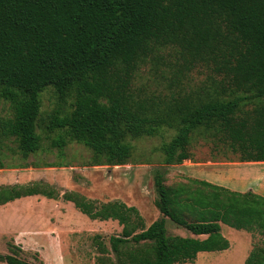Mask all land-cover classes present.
Here are the masks:
<instances>
[{"label": "trees", "instance_id": "trees-1", "mask_svg": "<svg viewBox=\"0 0 264 264\" xmlns=\"http://www.w3.org/2000/svg\"><path fill=\"white\" fill-rule=\"evenodd\" d=\"M147 64L174 91L134 90ZM198 66L211 74L185 92ZM47 87L57 103L43 117ZM0 100L12 112L0 117V170L32 166L26 160L41 148L38 130L59 133L51 146L60 156L69 142L90 150L91 167L132 165L129 140L174 132L159 148L153 188L162 217L149 226L120 200L60 196L43 182L0 187V205L62 198L90 220L117 222L121 233L108 244L93 236L94 264H192L199 253L229 248L221 224L258 235L244 264H264L263 197L194 179L165 184L166 168L191 159L196 140L227 146L239 162H264V0H0ZM5 150L25 162L6 164ZM166 218L190 236L169 235ZM17 250L0 262L32 264Z\"/></svg>", "mask_w": 264, "mask_h": 264}, {"label": "rangeland", "instance_id": "rangeland-1", "mask_svg": "<svg viewBox=\"0 0 264 264\" xmlns=\"http://www.w3.org/2000/svg\"><path fill=\"white\" fill-rule=\"evenodd\" d=\"M210 74V70L204 67H195L186 75L183 85L184 91L187 92L190 89L200 87ZM168 83L162 78L161 72H155L147 64L138 72L132 88L134 90L140 89L146 93L167 94L175 89L168 86ZM40 97L41 112L43 117H46V114L56 107V95L53 88L47 87ZM0 117H12L8 103L2 100H0ZM38 132L41 135V148L36 154L30 155L26 163L32 167L44 166L45 164L66 166L63 168L51 167L55 169L52 170L53 172L48 176V179L53 183L43 182L44 184L49 185L57 192L56 183L62 185L63 188L73 187L75 189L71 192L89 200L99 202L121 200L138 209L146 226L162 217L154 206L156 195L153 188V174L156 169L162 167L163 156L159 148L162 143L171 139L174 135L173 131L165 130L160 137H142L137 140H129L128 142L132 146L131 162L134 164L119 167H91L92 154L90 150L75 142H69L63 148V155L60 156L58 149L51 146L52 140L56 139L59 133L55 131L46 135L39 130ZM9 146L12 149L15 147L12 143H9ZM190 152L192 157L199 162H236L239 159V154L231 152L227 146L211 141L196 140L190 147ZM4 153L6 164L25 162L19 155L12 157L7 150ZM170 169L173 168H166V185L174 187L187 181L188 178L186 181L179 180V175H182V172H173ZM59 199L62 200V198ZM47 212L49 215L46 225L49 228L46 234L21 237V244L18 245V247L24 248L22 252L20 251L22 256L19 258L32 264H94L97 252L93 245V236L100 235L108 244L110 236H117L121 233V227L117 222L90 220L76 210L74 206L59 208L51 204L47 208ZM59 212L62 213V219H58ZM166 229L169 235H189L185 229L176 227L167 218ZM242 240L245 242L247 255L253 246L260 243L258 235L252 236L249 233ZM9 247H14L11 241L7 242V248L9 249ZM5 250L0 246V254H5ZM204 254L206 256H198V259L201 263L208 264L211 263L210 258L215 257L218 252ZM233 256L235 257V255ZM233 256L227 257V260L222 263L217 261L211 264H232L234 261L240 260L241 256L235 258Z\"/></svg>", "mask_w": 264, "mask_h": 264}, {"label": "crops", "instance_id": "crops-1", "mask_svg": "<svg viewBox=\"0 0 264 264\" xmlns=\"http://www.w3.org/2000/svg\"><path fill=\"white\" fill-rule=\"evenodd\" d=\"M168 167H172L173 169L170 170L173 172H182V175H179V180L181 181H186L187 178L205 181L234 192H252L264 198V162H199L191 155V159L184 161L182 164ZM54 169L44 166L1 169L0 187H27L35 182L50 183L51 181H49L48 176ZM56 186L60 196L66 191L71 192L75 189L70 186L63 188L62 185L57 183ZM51 204L59 208H70L73 206L71 202H64L61 199H47L41 195L24 196L0 205V246L6 249L5 254L11 253L10 247L9 249L7 248L8 241H11L14 246L18 247L22 241L21 237L46 234L49 228L46 225L49 215L47 208ZM59 213L58 219H62V213ZM220 227L221 234L229 241V248L218 252L215 257H211V263L217 261L222 263L227 260V257L235 255V257H241L240 260L238 259L239 262L237 260L232 264H244L247 253L245 242L242 239L246 236L247 232L237 231L223 224ZM188 236H190V233ZM237 239L241 242H238L239 240L237 241ZM19 247L17 250L18 257L22 256L21 252L24 250L22 246ZM204 253L210 252H202L198 256H206ZM198 256L197 260L192 264H204L199 261ZM0 264L6 263L0 262Z\"/></svg>", "mask_w": 264, "mask_h": 264}]
</instances>
